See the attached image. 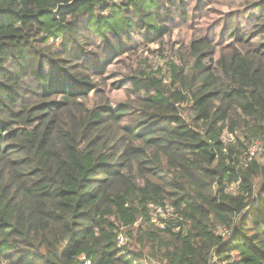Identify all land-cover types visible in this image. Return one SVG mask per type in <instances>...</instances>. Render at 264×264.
Returning <instances> with one entry per match:
<instances>
[{
	"label": "trees",
	"instance_id": "trees-1",
	"mask_svg": "<svg viewBox=\"0 0 264 264\" xmlns=\"http://www.w3.org/2000/svg\"><path fill=\"white\" fill-rule=\"evenodd\" d=\"M244 1L248 27L166 52L199 22L186 0H0V264H264V0ZM151 43L164 68L108 81Z\"/></svg>",
	"mask_w": 264,
	"mask_h": 264
},
{
	"label": "rangeland",
	"instance_id": "rangeland-1",
	"mask_svg": "<svg viewBox=\"0 0 264 264\" xmlns=\"http://www.w3.org/2000/svg\"><path fill=\"white\" fill-rule=\"evenodd\" d=\"M186 2L188 10H190L189 20H196V22H199H197L198 24L194 28L195 24L192 25V22H184V20L174 18L172 23L173 33L165 37L167 43L166 52H170L172 47L174 50H177L178 47L181 46V43L187 45L195 35L201 36L202 34H206L213 38L214 34L220 33V29L228 16H242L243 25L245 27L249 25V17L244 12H236L242 8L245 2L244 0H186ZM148 47L151 48L150 52L147 50ZM148 47L141 49L140 53H143V55L138 58L136 56L131 58L129 54H126L125 60L120 59L116 61L110 68L108 81L119 80L121 76L118 75H121L122 71H127L128 67L126 64L130 62H132L135 67L140 62H146L148 65H151L153 70L164 68L166 66L165 59L156 51L159 47V43H151ZM120 89L112 92L114 98L123 99L126 96L124 89ZM256 154L257 156L261 155L259 151ZM166 216L170 215L167 214Z\"/></svg>",
	"mask_w": 264,
	"mask_h": 264
},
{
	"label": "built area",
	"instance_id": "built-area-1",
	"mask_svg": "<svg viewBox=\"0 0 264 264\" xmlns=\"http://www.w3.org/2000/svg\"><path fill=\"white\" fill-rule=\"evenodd\" d=\"M261 149H262L261 145L259 143H255V144L252 145L250 153L253 156L258 151H260ZM167 214H169L170 216H166ZM151 216H152V221L153 222L161 223L160 225L164 226V223L160 222V218H168V217L172 218L173 217V213H172L171 209L164 210V209H162L159 206H154L151 209ZM228 233H229V231L227 230L226 233H225L226 236L228 235ZM123 242H124V237L121 235L120 236V244H122ZM86 264H91V261L86 259Z\"/></svg>",
	"mask_w": 264,
	"mask_h": 264
}]
</instances>
